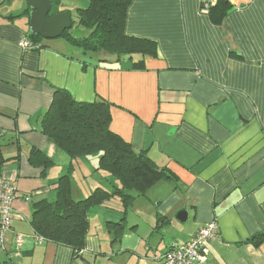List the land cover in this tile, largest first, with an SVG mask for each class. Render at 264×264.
Returning a JSON list of instances; mask_svg holds the SVG:
<instances>
[{
  "label": "crops",
  "instance_id": "obj_1",
  "mask_svg": "<svg viewBox=\"0 0 264 264\" xmlns=\"http://www.w3.org/2000/svg\"><path fill=\"white\" fill-rule=\"evenodd\" d=\"M229 1L232 11L215 24L201 0H133L125 33L157 45V57L133 70L62 38L23 50L28 0H0V179L18 191L0 264H164L173 245L214 220L218 237L202 264H264V0ZM55 6L51 15L88 4ZM57 89L78 102L110 104L111 130L171 177L135 196L125 214L120 200L91 211L79 254L39 241L31 225L33 203L55 201L52 186L70 162L42 134ZM34 148L55 163L46 173L29 163ZM86 161L73 175L87 183H73L77 201L114 185Z\"/></svg>",
  "mask_w": 264,
  "mask_h": 264
},
{
  "label": "trees",
  "instance_id": "obj_2",
  "mask_svg": "<svg viewBox=\"0 0 264 264\" xmlns=\"http://www.w3.org/2000/svg\"><path fill=\"white\" fill-rule=\"evenodd\" d=\"M49 1L52 8L62 2ZM85 1L88 6L78 10L77 23L87 30V36L76 37L68 31L62 39L81 49L85 55L112 57L118 63L128 61L133 70L144 68L145 57H157L155 42L125 33L128 10L133 0ZM232 9L229 0H216L207 14L215 24H221ZM74 24L73 21V27ZM27 39L35 46H40V41L44 40L32 33ZM137 55L142 58L135 62ZM104 61L109 62L100 59V62ZM111 121L110 104L107 102L82 103L65 90L55 91L53 104L42 120V134L70 162L67 172L52 186V191L56 193L55 201L33 203L31 225L35 235L43 241L70 247L79 254L85 248L89 234L91 211L102 207L111 209V204L120 200L122 213L125 214L135 196H144L158 182L171 179L165 170L159 169L149 159L146 152H136L130 143L115 134L111 130ZM95 156H98L95 171L105 173L110 182H114L113 188L111 191L97 188L87 198L77 201L73 197L74 172L81 161ZM29 163L43 168L45 173L55 165L52 159L35 148L30 152ZM113 225L122 227L120 224Z\"/></svg>",
  "mask_w": 264,
  "mask_h": 264
},
{
  "label": "built area",
  "instance_id": "obj_3",
  "mask_svg": "<svg viewBox=\"0 0 264 264\" xmlns=\"http://www.w3.org/2000/svg\"><path fill=\"white\" fill-rule=\"evenodd\" d=\"M216 0H201V6L205 13L214 5ZM21 48L25 51H34L40 46L33 45L27 38L21 42ZM18 191L15 182L0 179V248L4 247L6 234L10 231L13 220V204L17 199ZM29 201V197L25 198ZM218 222L212 221L202 228L188 243L173 245L162 257L164 264H202L208 261L209 245L218 237ZM43 239L39 238V241ZM16 249L19 252L23 245V236L18 235L15 240Z\"/></svg>",
  "mask_w": 264,
  "mask_h": 264
},
{
  "label": "water",
  "instance_id": "obj_4",
  "mask_svg": "<svg viewBox=\"0 0 264 264\" xmlns=\"http://www.w3.org/2000/svg\"><path fill=\"white\" fill-rule=\"evenodd\" d=\"M30 6V31L44 40H56L73 27V19L69 12L51 15L52 6L49 0H28ZM182 221L187 213L180 214Z\"/></svg>",
  "mask_w": 264,
  "mask_h": 264
},
{
  "label": "rangeland",
  "instance_id": "obj_5",
  "mask_svg": "<svg viewBox=\"0 0 264 264\" xmlns=\"http://www.w3.org/2000/svg\"><path fill=\"white\" fill-rule=\"evenodd\" d=\"M57 8L56 6H53L51 14H54L57 12ZM71 14H72V19L75 22L74 27L72 28V30H70V33L73 34L76 37H84L87 36V30L84 29L83 27H80L77 23V9L73 8L71 9ZM42 42L44 43H48L50 42V40H42ZM91 57H93L94 55H90ZM97 58H103L102 55H97ZM87 163H90L89 165H87V168L92 169L93 165H95L94 167L96 168L98 166V157H93L90 159V161H86ZM79 174V173H78ZM80 176V175H79ZM74 179V183L76 182V185H78V187L81 186H86L87 183H84V181H82L81 179H76L75 176H73Z\"/></svg>",
  "mask_w": 264,
  "mask_h": 264
}]
</instances>
